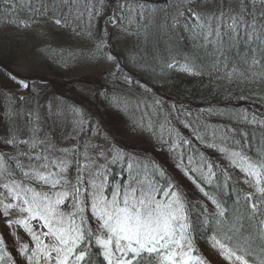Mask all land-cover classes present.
<instances>
[{"label":"snow or ice","instance_id":"snow-or-ice-1","mask_svg":"<svg viewBox=\"0 0 264 264\" xmlns=\"http://www.w3.org/2000/svg\"><path fill=\"white\" fill-rule=\"evenodd\" d=\"M103 2L12 0L13 10L23 7L28 19L12 21L8 16L3 22L21 28L52 24L93 37V21L102 14ZM176 2L183 7L161 24L143 0H115L108 19L125 36L135 25V34L145 40L159 30L171 41L177 26L182 28L192 52L183 64L173 61L166 68L178 66L194 75L221 73L217 78L230 84L264 83V0ZM104 46L101 36L97 50ZM106 58L122 71L117 56ZM126 58L134 68L142 67L133 54ZM8 78L18 90L31 87L14 74ZM122 79L129 88L138 86L131 74ZM151 91L145 88V93ZM2 94L11 95L18 107L6 113L9 127L0 136V145L11 150H0V217L21 264H97L98 259L99 264H208L196 246L199 238L226 264H264V132L257 137L227 126L209 131L199 115L175 104L165 111L163 102L151 96V103L131 93L119 101L140 113L131 120V130L149 136L170 154L175 168L202 197L196 199L154 159L102 134L83 108L50 107L47 124L38 109L24 110L26 96L7 90ZM228 115L264 129V119L255 114ZM217 140L231 146H218ZM193 141L221 153L228 167L206 158ZM229 167L242 174L238 182L247 190L233 182ZM16 229H23L30 242H23ZM0 262L17 264L2 235Z\"/></svg>","mask_w":264,"mask_h":264},{"label":"trees","instance_id":"trees-1","mask_svg":"<svg viewBox=\"0 0 264 264\" xmlns=\"http://www.w3.org/2000/svg\"><path fill=\"white\" fill-rule=\"evenodd\" d=\"M143 3L147 5V8L154 11L158 24L164 22L166 15L175 16L177 9L183 7V4L177 3L176 0H143ZM11 5L12 0H0V23L3 24L2 28L6 30V32L18 29V26L12 22H3L8 16H11L12 21L28 19V13L23 7L13 10ZM115 9V0H104L101 9L102 15L106 13L111 14ZM116 14H119V12L117 11ZM93 24V29L97 28L99 31H97L98 35L94 33L92 40L95 44L97 42L99 43L100 37L103 36L104 40L107 39L112 44L114 52H118L115 53V56L120 60L122 71H117L115 65L114 68L106 70L98 79L99 82L91 86L93 87L92 96L90 94L81 93L78 89L79 87L73 85L74 82L78 81L76 79H67L65 76L61 75V80L56 79V81L60 80V82L52 83L47 79L46 82L37 83L32 80L29 75L28 77H24L18 73L17 75L13 71L9 72L18 78H24L31 87L19 90L2 88L0 92L7 90L8 93H14L17 96H26L29 104L23 106L24 110L27 111L28 107L38 109L40 115L47 120V124H51V120L47 119V112L50 107L52 109H56L57 107H67L71 109L75 106L81 107L86 111L88 118L93 121L94 126L97 125L95 120L98 121V117L95 114L99 116L101 111H105L115 113L122 119L126 126L131 128V120L133 118H138L140 113H132L130 110L125 109L123 104L119 102L122 101L128 93H131L134 94L135 97L148 100L149 103H151V99L161 100L165 111L170 110L173 104H175L177 108L191 111L193 117L197 115L201 117L200 123L207 124L209 126V131L213 128L227 126L228 128H241L249 134L255 132L257 137H259L261 132H264V129L256 125H246L235 120H230L228 116V114L231 113L245 111L248 114H255L256 116H258L257 112H259L264 116V83L250 84L234 82L230 84L226 79L217 78L222 75L221 73H212L211 75L191 74L190 76L181 77L179 75L184 71L181 70L180 67L176 66L171 69L165 67L166 64L172 63L173 61L183 64L185 55L192 52V41L189 39L188 34L179 26H177L176 32L173 34V38L170 41L167 33L159 30L155 31L153 36L145 40L143 34L140 36L135 34V25L129 26L131 34L127 36L116 27H113L114 29H109V31L106 29L103 31V27H105L104 24L106 23L101 15L93 21ZM118 40L121 42L120 47L116 45ZM123 41L128 43H126V50H128L127 54H133L137 64L142 67L134 68L126 58L128 55H121V52L122 54L125 52ZM170 46L172 49L171 52L169 51ZM46 53L47 55L51 54L54 56L56 61H60L59 57L65 59L64 56L68 55V53L74 54V52L66 48L59 49L54 52L55 54L52 50L46 48ZM196 62L202 63L200 59H197ZM129 74L138 82V86L133 85L129 88L124 83L122 77ZM55 84L58 88L54 86ZM69 84H72V86ZM145 88L151 89V93H145ZM105 93L107 95H105ZM149 96H151V99H149ZM240 97L244 98L241 99ZM253 97H259V99L263 101L257 99L253 101ZM16 107H18V102L14 101L11 95H0V119L2 124L1 127L4 128V130L9 127V120L6 113H12ZM208 109L223 112L225 115L210 114L207 111ZM201 110L204 111L201 112ZM71 116L72 114L69 111V120H71ZM177 126L185 136H191L188 129H184L182 125ZM215 143H218V146L221 145L219 140L215 141ZM193 144L206 158L218 162L224 167H228L226 161L223 157L221 158L216 150L205 148L197 141H193ZM253 144H255V141H253ZM221 146L231 145L229 143ZM151 149V152L147 151V153L133 151L142 155H147L162 165L157 160V156L162 152H160V148L154 141L151 145ZM0 150L3 149L0 148ZM8 150H10V148H8ZM165 154H167V158L174 163V160L167 151ZM217 156L221 158L220 162ZM230 170L231 168L229 167L228 171ZM229 173L232 174L231 171ZM232 180L237 183L234 177H232ZM237 187L245 188L241 187L238 183ZM245 190L247 189L245 188ZM204 202L207 203V201ZM208 207L209 211L213 210L210 204ZM4 236L7 251L17 260V264H21L20 258L17 256L16 249L14 248V239L12 240L11 237ZM203 242V238L197 239V248H199L198 245ZM0 264H3V262H0ZM97 264H99V259L97 260Z\"/></svg>","mask_w":264,"mask_h":264},{"label":"rangeland","instance_id":"rangeland-1","mask_svg":"<svg viewBox=\"0 0 264 264\" xmlns=\"http://www.w3.org/2000/svg\"><path fill=\"white\" fill-rule=\"evenodd\" d=\"M103 16H106V14ZM107 22L109 23V20ZM2 26L3 24L0 23V87L2 88L17 89V85L8 78L6 71H13L24 77H28L29 75L31 79H35L39 83L46 82L47 79L52 83L60 82V76L62 75L67 79L78 80L73 85L79 87L78 89L81 93L92 96L93 87L91 86L98 83L100 76L115 65L113 62L108 61L106 57L108 54L114 55V53L118 52H114L111 48L112 44L107 39L104 40L105 46L101 50H97V44L100 42L95 44L92 37L77 35L71 29H60L52 24L33 25L29 28L17 27V30L11 32H6ZM97 31H99L97 28L93 29V33L98 35ZM103 31H105V27H103ZM126 43L124 42L123 47L125 52L123 54L121 52L122 56L128 53ZM120 44L121 42L118 40L116 45L120 47ZM45 48H49L53 53L59 49L66 48L74 52V54L68 53L69 56L65 55V59L59 57L60 61H56L54 56L51 54L47 55ZM190 75L189 73L182 72L179 76ZM56 79L60 80L56 81ZM69 85L72 86V84ZM54 86L57 87L56 84ZM254 99L261 100L259 97H255ZM95 115L98 117V121L95 120L96 124L103 130L102 134H108L116 143L124 146L129 151L151 152L153 141L150 137L133 133L131 128L126 126L115 113L101 111L99 116ZM1 126L0 119V136H3L6 131ZM160 152L162 153L157 156V160L181 184L185 191L190 194V198L202 199L200 194L195 191L191 182L175 168V161L172 163L167 158L166 151ZM218 154L222 158L221 153L218 152ZM221 158L217 156L219 162ZM230 171L238 182L242 174L232 168ZM238 183L241 187H244L242 183ZM3 232L1 233L3 234ZM16 233L23 242L30 241V237L23 229H16ZM9 236L12 240L14 239L11 235ZM200 247L202 255L206 258L208 264H226V261L220 257L219 253L211 249L207 243H203Z\"/></svg>","mask_w":264,"mask_h":264}]
</instances>
